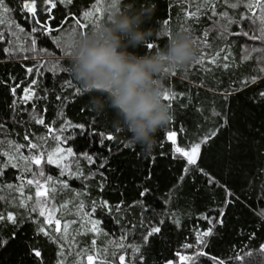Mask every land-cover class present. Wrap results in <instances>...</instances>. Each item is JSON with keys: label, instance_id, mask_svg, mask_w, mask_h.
<instances>
[{"label": "trees", "instance_id": "trees-1", "mask_svg": "<svg viewBox=\"0 0 264 264\" xmlns=\"http://www.w3.org/2000/svg\"><path fill=\"white\" fill-rule=\"evenodd\" d=\"M53 2L55 8L36 0V19L40 21L36 23L21 10L20 0H5L12 10L10 18L25 32L14 36L15 28L0 26L5 34L0 44V215L16 217L15 224L0 220V264H88V255L96 257L95 264H120L121 255L125 264H181L180 256L185 255L193 258L187 264H247L248 260L264 264V61L259 59L260 52H251L245 59V49L259 46V41L231 34L249 31L250 21L240 20L241 14L247 15L246 9L233 10L224 0H217L215 11L227 12L239 22L221 34L214 30V21L225 24L226 20L213 16L211 4L202 0H121V12L129 4L135 10L155 5L154 14L142 27L161 35L150 39L154 48L148 54L164 49L177 31L186 32L198 49L197 59L178 68L175 76L157 78L162 94H176L175 99H163L171 105L174 118L157 133L152 154L145 155L139 146H127L129 133L115 126L118 118L111 108L94 110L92 99L99 93L85 92L75 80L69 70L71 58L61 44L62 34L70 29L86 35L107 25L114 8L108 0H73L68 6ZM198 7L202 11L199 23L186 20L185 13ZM84 11L93 15L85 19ZM42 25L53 31L48 34ZM33 27L36 32L30 31ZM204 31H209L211 49L203 47ZM33 38L37 39L36 50H21L30 48ZM145 46L129 51L146 55ZM3 48H11L13 54ZM217 52V62L210 64L208 60ZM202 55L204 62L197 63ZM56 64L58 70L53 67ZM29 67L33 68L31 74ZM26 89L34 95L25 101ZM38 119L44 124L37 123ZM71 125H83L88 138L100 141L89 149L93 162L82 154L86 139L81 129ZM170 131L176 133L182 148L201 145L197 165L187 166L175 153L167 139ZM108 134L115 139H104ZM208 136L211 138L202 143ZM57 147H72L74 154L64 152L63 162L54 156L56 163L48 164V156ZM34 156L42 157L40 165L32 162ZM46 177L52 179L49 189H56L50 192L48 206L56 209L54 216L61 225L69 224L66 239L51 230L50 236L38 233L39 227L48 226L38 214L35 185H28L27 180L48 184ZM29 195L32 200L27 199ZM34 207L37 211H31ZM221 213L223 223L219 224L216 218ZM94 219L101 221L97 231L91 230ZM154 227L160 232L145 243V234ZM208 229L213 234L203 237L205 243L200 244L198 236ZM61 245L63 256L59 254ZM134 246L140 247L139 253ZM34 249L41 252L42 259L34 256ZM201 252L204 255L198 254Z\"/></svg>", "mask_w": 264, "mask_h": 264}, {"label": "clouds", "instance_id": "clouds-1", "mask_svg": "<svg viewBox=\"0 0 264 264\" xmlns=\"http://www.w3.org/2000/svg\"><path fill=\"white\" fill-rule=\"evenodd\" d=\"M126 8L124 12L114 8L109 23L98 31L85 35L70 29L62 34L61 44L73 53L69 70L75 80L85 92L99 93L92 99L94 110L111 108L118 118L115 126L129 133L127 146H139L151 155L157 133L174 118L162 99L157 78H167L191 64L198 49L186 32L177 31L164 49L142 56L130 52L161 32L142 27L154 14L155 5L135 10L129 4Z\"/></svg>", "mask_w": 264, "mask_h": 264}, {"label": "snow or ice", "instance_id": "snow-or-ice-1", "mask_svg": "<svg viewBox=\"0 0 264 264\" xmlns=\"http://www.w3.org/2000/svg\"><path fill=\"white\" fill-rule=\"evenodd\" d=\"M59 3L65 4L66 6L71 5L73 3V0H58ZM110 7L111 8H116L118 7V5L121 3V0H108ZM224 2L228 5V7H230L231 9L235 10L241 6H243L246 9L247 15L241 14L240 15V20L243 21L245 19L250 21V25H249V31H237L234 33H231L232 35H236V36H240L243 35L244 37H246L248 40H252V41H259L260 44L259 46H250L249 48L245 49L246 52V56L245 59L250 58V53L251 52H260L261 56L259 57V59L261 61H264V0H224ZM21 3V10L23 12L28 13L32 19L36 22V23H40V21H38L36 19L37 17V8H36V0H20ZM202 3L204 4H211V9H212V15L213 16H218L219 18H223L226 20L225 24H220L219 20L214 21L215 24V29L214 30H219L221 32V34H225L228 33V26L233 24V23H239L238 21L234 20L233 18L228 16L227 12H220L217 13L215 11V4L217 3V0H202ZM45 4H50L51 8H55L56 7V3L53 2V0H45ZM10 11H12L5 3V0H0V12L3 13L2 16H0V26H4L6 25L9 29L15 28L16 32H13L12 35L16 36L17 33H24L25 32V28L23 26H21L19 23H15L13 19L10 18ZM97 12L100 11L99 8L96 9ZM93 15V13L91 11H84L83 12V17L85 19H88L89 17H91ZM110 15L108 16V20L110 18ZM202 15V11L201 8L198 7L197 10L195 12H186L185 13V19H191L193 20L194 23H199V18ZM51 19V16H50ZM77 24L79 25L80 28H83L84 25L80 23L79 20H77ZM165 24H167V20L165 21ZM42 28L46 29V32L48 34H50L53 29L51 27H48L47 25H42ZM96 28H99V24H96ZM185 31H187L188 29H184ZM31 32H36L37 29L35 27L30 29ZM83 34V32H81ZM41 35H44V32L41 33ZM4 32L0 31V44H2L3 40H4ZM208 36H209V31H204L203 32V37H202V43H203V47L205 48H209L211 49L212 45L208 42ZM19 39V37L17 36V40ZM13 43V41H9V44ZM44 42L42 41V44ZM57 44H59V41H56ZM36 44H37V39L33 38L31 40V46L28 49H21L23 51H35L36 50ZM154 48V42H149L146 46H145V53L148 54V50L149 49H153ZM3 51L9 55H12V49L11 48H3ZM65 55L68 57H72L73 53L70 49H66L65 51ZM219 57V53L217 52L215 55L212 56L211 59L208 60V62L210 64H215L217 62V58ZM205 57L202 55L201 58L197 61V63H203L204 62ZM225 60L228 59L227 56L224 57ZM54 69H59L60 65L56 64L53 66ZM225 67H227V65H225ZM261 71H264V68L261 69ZM27 72L29 74H31L33 72V68L29 67L27 68ZM173 76L176 75V73L174 72L172 74ZM253 82H255V78L253 79ZM34 83V82H33ZM13 94L15 95V88H13ZM32 95H34V93L32 92L31 89H26L25 90V96L23 97V99L29 100L32 98ZM261 95L264 96V92H261ZM59 98V97H58ZM176 98V94L174 92H169V91H165L162 94V99L164 100H170V99H175ZM171 105L169 104V107ZM37 123L40 124H44V120L43 119H38L36 121ZM72 127H78L81 129V135L85 137L86 139V144L83 148V156L85 159H87L89 162H93V154H90L89 149H91L93 147L94 144H99L100 141H93L92 139L88 138L86 132L84 131V126L83 125H71ZM49 132H52L53 130L51 128L48 129ZM64 128H61V131H64ZM93 136L98 135V133L93 132L92 133ZM211 136L205 137L204 140L202 141V143H206L208 139H210ZM27 139V137H26ZM55 139L59 140V137H55ZM65 140H67L68 138L65 137ZM104 139L112 141L115 139V136L112 134H108L106 136H104ZM167 139L170 140L172 142V144L175 146L174 151L175 153L179 156V157H183L186 160V164L187 166H195L198 163V159L200 157V148L201 145L199 143L197 144H193L190 146V148L185 149L182 148L180 146L177 145L176 142V133L175 132H168L167 133ZM11 146V145H10ZM16 150H19V146H15ZM31 148H36L37 145L36 144H30ZM66 152L67 156H72L73 153V148L72 147H68L67 149H64L63 147H57L55 149L54 152H52L47 159V163L48 164H53L56 163L55 160H53L54 156H57L58 153H64ZM5 155H9L8 153H5ZM57 159H63V157H57ZM9 160H11V157L9 156ZM41 160L42 157L40 156H34L32 157V162H34L36 165H40L41 164ZM57 167H60V164H56ZM11 167L15 168L16 165L15 164H11ZM202 174H204L205 176H207L209 182H214V178L210 176V174L208 173H204L202 169H199ZM185 172L188 171V167H186L184 169ZM3 173H0V175H2ZM39 175L43 176L44 172L41 171L39 173ZM46 180L48 181V184H44L39 180L33 181V180H27V184L28 185H35V197L36 199V203L39 205V216L40 217H44L43 223L46 224L48 226V228L45 227H39L38 228V233L43 234L44 236H50V231L55 232L60 234V238L66 239L67 237V233H68V229H69V224L68 223H64L63 225H61V221L59 218H56L54 216V213L56 212V209L54 208H49L48 206V198L50 196V192L54 193L56 191L55 188H51L49 189V185L52 183V179L51 177H46ZM64 187H67V184L63 185ZM20 194L21 196H23V191L22 189L20 190ZM141 195H144V193H141ZM230 195V193H229ZM28 200H32L33 197L31 195H29L27 197ZM230 202V201H226ZM22 207H26V205L23 204V202L21 203ZM62 207H67V205H63ZM104 207H107L106 203L104 205ZM80 208H83V205H80ZM31 211H37V208H32ZM7 219L10 223L15 224L16 223V217L14 214L9 213L7 215V217H4L3 215H0V220H4ZM206 219H210L209 217H205ZM92 223V231H97V226L101 223L100 220L98 219H94L91 221ZM216 223L222 224L223 223V219H222V213L221 216L216 218ZM52 225H55V227L53 228ZM160 232V228L159 227H154L152 228L148 233L145 234L144 237V242H147V239L149 236L155 234V233H159ZM213 234L212 229H208L207 231L201 233L198 236V242L200 244H204L205 240L203 239V237H207V236H211ZM53 242H58L56 240H54ZM3 243V242H0ZM93 244H95V240L92 241ZM190 247V245H189ZM134 252L139 253L140 252V247L139 246H134L133 248ZM33 254L35 257L37 258H41V252L38 249H34L33 250ZM60 256H63L64 250H63V245H61V249L59 252ZM199 255H204L203 252L198 253ZM248 256H251V253L247 254ZM189 259H193L190 257H186V256H180V261L181 264H187V261ZM236 259L243 261L244 257L241 256H237ZM95 260L96 257L92 256V255H88L87 256V261L88 264H95ZM120 260V264H125V257L123 255H121L119 257ZM142 260V257H141ZM60 264H63V261H60ZM168 264H171V262H168ZM217 264H224L223 261H217ZM247 264H253L252 260H248ZM257 264H259V262L257 261Z\"/></svg>", "mask_w": 264, "mask_h": 264}, {"label": "rangeland", "instance_id": "rangeland-1", "mask_svg": "<svg viewBox=\"0 0 264 264\" xmlns=\"http://www.w3.org/2000/svg\"><path fill=\"white\" fill-rule=\"evenodd\" d=\"M64 155H65L64 153H58L57 156H55V157H63V159H57V158H56V160H57L58 162H60V161L63 162L64 159L66 158V157H64ZM185 256H186V255H185ZM186 257H189V256H186ZM188 261H190V259H189ZM188 261H187V262H188Z\"/></svg>", "mask_w": 264, "mask_h": 264}]
</instances>
